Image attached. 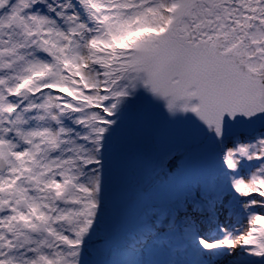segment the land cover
Listing matches in <instances>:
<instances>
[{"label": "snow or ice", "instance_id": "snow-or-ice-1", "mask_svg": "<svg viewBox=\"0 0 264 264\" xmlns=\"http://www.w3.org/2000/svg\"><path fill=\"white\" fill-rule=\"evenodd\" d=\"M0 264H264V0H0Z\"/></svg>", "mask_w": 264, "mask_h": 264}]
</instances>
